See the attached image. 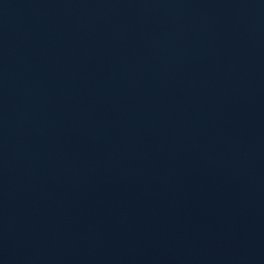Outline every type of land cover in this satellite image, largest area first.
<instances>
[{
  "label": "water",
  "instance_id": "water-1",
  "mask_svg": "<svg viewBox=\"0 0 264 264\" xmlns=\"http://www.w3.org/2000/svg\"><path fill=\"white\" fill-rule=\"evenodd\" d=\"M0 264H264V0H0Z\"/></svg>",
  "mask_w": 264,
  "mask_h": 264
}]
</instances>
